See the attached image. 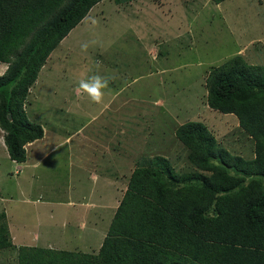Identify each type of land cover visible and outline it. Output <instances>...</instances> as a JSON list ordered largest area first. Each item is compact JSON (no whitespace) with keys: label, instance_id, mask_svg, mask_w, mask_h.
Wrapping results in <instances>:
<instances>
[{"label":"rangeland","instance_id":"1","mask_svg":"<svg viewBox=\"0 0 264 264\" xmlns=\"http://www.w3.org/2000/svg\"><path fill=\"white\" fill-rule=\"evenodd\" d=\"M243 52L264 65V0L95 5L53 51L28 96V116L46 128V140L26 146L27 161L18 163L0 128V214L13 238L0 250V264H18L22 245L98 251L128 180L94 178L82 167L99 165L109 175L106 151H117L107 141L122 142L127 132L135 141H126L128 163L167 148L175 169L190 170L188 150L176 136L187 121L206 123L220 144L235 151L245 145L249 157L237 117L206 101L211 66ZM6 68L0 62V74ZM99 122L110 125L108 134L99 135ZM70 175L76 204L63 198L53 204L64 196Z\"/></svg>","mask_w":264,"mask_h":264},{"label":"trees","instance_id":"2","mask_svg":"<svg viewBox=\"0 0 264 264\" xmlns=\"http://www.w3.org/2000/svg\"><path fill=\"white\" fill-rule=\"evenodd\" d=\"M101 1L0 0V62L7 64L0 74V128L12 160L25 162L26 145L45 135L26 110L40 71ZM206 89L210 109L237 117L249 157L241 143L240 151L220 144L202 121L176 129L191 166L179 173L167 148L128 163L126 141L134 143L133 136L107 141L117 151H106L109 175L130 183L98 251L22 245L18 264H264V65L231 55L211 67ZM99 124L101 136L110 125ZM5 216L0 250L13 245Z\"/></svg>","mask_w":264,"mask_h":264},{"label":"crops","instance_id":"3","mask_svg":"<svg viewBox=\"0 0 264 264\" xmlns=\"http://www.w3.org/2000/svg\"><path fill=\"white\" fill-rule=\"evenodd\" d=\"M5 71V70H4ZM38 93V92H37ZM44 130H45V135H46V128H44ZM45 135H44V137L42 138V139H39V140H37V141H35V142H32V143H29L27 146H32L34 143H36V142H39V141H41V140H46V137H45ZM68 140V139H67ZM67 143H69L68 141H67ZM69 145V144H68ZM29 147H27V152L28 151H30V149H29ZM69 148V147H68ZM32 150V149H31ZM71 150V149H70ZM73 167H74V165H73ZM73 167H72V169H73ZM86 165H83V167H82V170H84L85 172H86V174L88 175V174H90L92 177L94 176V178L96 177H99L100 176V174H99V165H97L96 167H95V171L98 173V174H94V173H90L88 170H86ZM85 177H87V176H84V175H82L80 178L81 179H84ZM92 177H89L90 178V182L92 181ZM111 179V178H110ZM72 182H74L72 179H71V175L64 181V185H63V194H64V196H62V197H57L56 199L57 200H60L61 198H67V199H70L69 201H68V203L69 204H74V198H72V195H71V193H73V191H70V190H68V187L69 186H71L72 188H74V186H73V184H72ZM92 186H96V184L94 183V181H93V183H92ZM81 187H83V192L85 191V187L84 186H81ZM81 187H79V189L81 188ZM58 190H60V188H58ZM86 194H87V192H86ZM53 200V199H52Z\"/></svg>","mask_w":264,"mask_h":264},{"label":"clouds","instance_id":"4","mask_svg":"<svg viewBox=\"0 0 264 264\" xmlns=\"http://www.w3.org/2000/svg\"><path fill=\"white\" fill-rule=\"evenodd\" d=\"M237 54H242V55H245L244 54V52L243 53H237ZM254 64H260V63H254ZM212 67V66H211ZM210 71H211V68L208 70V75H209V73H210ZM41 72V71H40ZM207 75V76H208ZM40 82H42V80H39ZM37 82V81H36ZM35 85V84H34ZM30 93H31V89H30ZM179 127V126H178ZM37 141V140H36ZM35 142V141H34ZM32 143V142H31ZM29 144V143H28ZM27 144V145H28ZM26 145V146H27ZM27 149V148H26ZM27 154H28V152H27ZM10 157V156H9ZM13 161H15V160H13ZM27 161V160H26ZM17 162V161H16ZM19 163V162H18ZM178 173L180 172V171H178L177 169H175ZM90 173H94V174H98L96 171H95V168L94 169H91V170H88ZM102 176H108V177H110L111 179H113V180H115V181H119V179L118 178H116V177H113V176H111V175H102ZM121 178H123L124 177V175H122V176H120ZM128 180V183H127V187L124 189V193H123V195L125 194V191L128 189V187H129V183H130V180H129V178L127 179ZM93 183V180L91 181V184ZM96 184V183H95ZM122 195V196H123ZM121 196V197H122ZM120 197V198H121ZM64 200L65 199H67V198H63ZM63 199L61 200V201H59V200H57L56 198H54L53 199V204H55V203H62L63 202ZM76 199L74 200V204H69V203H66L68 206H74L76 203ZM118 206V205H117ZM69 226H70V224H68ZM52 248H54V247H52ZM55 249H63V248H55Z\"/></svg>","mask_w":264,"mask_h":264},{"label":"water","instance_id":"5","mask_svg":"<svg viewBox=\"0 0 264 264\" xmlns=\"http://www.w3.org/2000/svg\"><path fill=\"white\" fill-rule=\"evenodd\" d=\"M10 118H12L11 115H10Z\"/></svg>","mask_w":264,"mask_h":264}]
</instances>
